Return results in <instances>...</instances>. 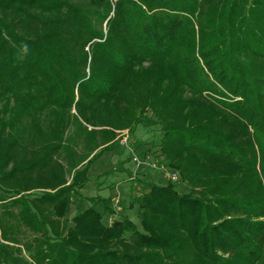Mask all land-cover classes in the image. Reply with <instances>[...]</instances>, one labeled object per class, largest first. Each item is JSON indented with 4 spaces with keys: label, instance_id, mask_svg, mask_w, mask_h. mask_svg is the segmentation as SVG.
Returning a JSON list of instances; mask_svg holds the SVG:
<instances>
[{
    "label": "trees",
    "instance_id": "trees-1",
    "mask_svg": "<svg viewBox=\"0 0 264 264\" xmlns=\"http://www.w3.org/2000/svg\"><path fill=\"white\" fill-rule=\"evenodd\" d=\"M139 125L189 191L106 226ZM0 264H264V0H0Z\"/></svg>",
    "mask_w": 264,
    "mask_h": 264
},
{
    "label": "rangeland",
    "instance_id": "rangeland-1",
    "mask_svg": "<svg viewBox=\"0 0 264 264\" xmlns=\"http://www.w3.org/2000/svg\"><path fill=\"white\" fill-rule=\"evenodd\" d=\"M114 132L115 140L109 150L94 163L88 175L92 180L88 187L81 191L84 196L98 197L97 193L100 191L102 195H107L115 188L116 191L119 190L111 199L105 198L106 206L112 210L111 214L97 207V210L103 213L104 225L108 226L122 217L138 224V207H130L132 186H135L133 184L136 180L145 179L161 186L171 182L179 193H188L189 189L180 182L178 173L165 167L162 158L158 156V139L153 137L147 128L139 125L132 133L128 129ZM96 176L99 177L95 178ZM135 194H139L138 187Z\"/></svg>",
    "mask_w": 264,
    "mask_h": 264
},
{
    "label": "crops",
    "instance_id": "crops-1",
    "mask_svg": "<svg viewBox=\"0 0 264 264\" xmlns=\"http://www.w3.org/2000/svg\"><path fill=\"white\" fill-rule=\"evenodd\" d=\"M107 190V189H106ZM109 191V190H108ZM118 191L119 190H117L116 191V188H115V190L113 189V190H111L110 192H109V194H107V195H102L101 193H102V191H100V192H98L97 194L99 195V197H101V198H112V197H114L117 193H118ZM97 195V196H98Z\"/></svg>",
    "mask_w": 264,
    "mask_h": 264
}]
</instances>
